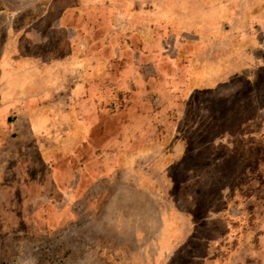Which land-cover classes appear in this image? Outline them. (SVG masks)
Masks as SVG:
<instances>
[{"label":"crops","instance_id":"1","mask_svg":"<svg viewBox=\"0 0 264 264\" xmlns=\"http://www.w3.org/2000/svg\"><path fill=\"white\" fill-rule=\"evenodd\" d=\"M195 1L0 6L1 233L10 216L59 219L91 242L76 248L92 257L67 264L235 260L246 229L238 194L225 199L218 238L212 213L197 219L166 188L193 152L190 131L213 117L215 144L233 153L226 113L213 116L210 100L198 116L196 96L264 90V0H221L203 20ZM252 120L242 113L237 133Z\"/></svg>","mask_w":264,"mask_h":264},{"label":"rangeland","instance_id":"2","mask_svg":"<svg viewBox=\"0 0 264 264\" xmlns=\"http://www.w3.org/2000/svg\"><path fill=\"white\" fill-rule=\"evenodd\" d=\"M33 1L37 0H0V6L13 8ZM220 1L196 0L193 11L198 20L214 13ZM215 2L218 3L216 7L213 4ZM2 22L3 14L0 11V45L4 30ZM222 92L223 97L197 94L199 102L195 108L196 114L208 115L206 106L211 105L209 101L212 100L213 116L218 115V110L226 113L220 123H227L230 130H236L237 119L245 113L253 119L245 130L252 133L264 131V90H257L254 98L248 90L225 92L223 89ZM259 107L260 119L257 118ZM217 121L213 117V122L207 124L206 128L190 131L195 136L188 139L193 152L186 158L183 168L171 171L174 182L169 183L166 194L170 196L169 199L177 201L179 206L193 212L197 219L212 213L213 219L206 227H212L213 235L219 238L224 231L220 212L230 204L225 199L237 193L239 202H244L242 207L245 211L246 229L240 240L242 245L236 251L238 256L231 264H264V136L245 143L234 139L229 146L233 148L231 153L226 145L213 143L214 135L220 130L215 127ZM217 140L219 139H216V143ZM59 222V219L45 220L43 217L17 221L12 216L6 218L5 230L0 232V264L74 263L67 256L69 254L70 258H76L79 252L88 253L81 257H92L91 249L76 248V242L87 245H91V242L84 240L82 234H67L62 231L59 229ZM17 231L19 232L16 233ZM68 244L75 249L66 250L64 247Z\"/></svg>","mask_w":264,"mask_h":264},{"label":"flooded vegetation","instance_id":"3","mask_svg":"<svg viewBox=\"0 0 264 264\" xmlns=\"http://www.w3.org/2000/svg\"><path fill=\"white\" fill-rule=\"evenodd\" d=\"M166 48H169V44L167 45ZM248 124H250V123H248ZM247 127H248V125H247ZM233 132H234L233 138H227L226 139V141L228 140V143H229L228 145H230V143H232L234 139H236L237 141H240L241 143H245V141H249L250 139H252L253 141H256V140H259L262 135L264 136V133H263L264 131L262 133H261V131L259 133H258V131L257 132L254 131V133H252L250 131L243 129V130L239 131L238 133H237V130H235ZM238 137H240V138H238ZM215 141H216V139L213 141L214 144H215ZM222 141H224V139Z\"/></svg>","mask_w":264,"mask_h":264}]
</instances>
